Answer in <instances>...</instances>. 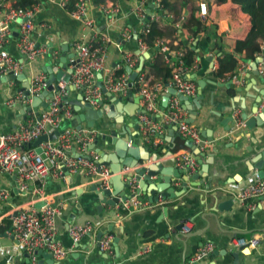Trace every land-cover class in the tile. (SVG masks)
I'll return each instance as SVG.
<instances>
[{
    "label": "crops",
    "instance_id": "0c3cea01",
    "mask_svg": "<svg viewBox=\"0 0 264 264\" xmlns=\"http://www.w3.org/2000/svg\"><path fill=\"white\" fill-rule=\"evenodd\" d=\"M107 1L117 7V14L113 17H108L109 15H105L101 9V5H104ZM136 1L92 0L89 17L93 19L95 32L98 34V37L106 36L110 40L107 49V65L110 70L116 73L124 71L121 74H126L124 66L120 70H117V67L121 65V53L123 50L129 51L130 48L134 47L133 38L135 34H137L138 37L142 30V23L131 13V9L136 6ZM201 4L206 6L205 17H202L199 13V5ZM176 6L177 12H179L177 18L170 15V13L166 14L167 16L165 15L159 21L161 29H166L170 25L181 27L182 23L187 22L188 18L192 15V12H195L196 17H199L206 22V26L214 27L216 30V36H212L210 40L202 39L200 41H194L193 38L189 37L187 34H181L176 37L185 45H190V49L196 54V58L193 59V65L187 67L188 70L184 75L185 78L195 83V97L198 96V82L203 84V93L206 94V99H204L202 103L203 105L207 104L208 106L202 108L194 122V125H196L200 132L202 141L205 144H208V147L201 151V153L204 154L202 160H211L210 157L207 156V153H209L213 146L226 145L235 142L240 139L242 136L241 133H244V139H241L240 143L235 144V149L221 151L218 155L239 157L243 152H240L238 148L240 146L246 147L249 144L247 139L254 134L262 140L259 145L257 144L258 148L259 146H263L264 125L256 130L248 131L244 127L243 122V125L240 127L242 128V131L238 132L233 130V125L228 122L229 120L227 121L225 120V117H220L222 114L221 112H225L230 107H233L235 101H238L237 105L242 104V106H244V104L248 103L251 105L253 103L251 97L253 98L261 93L264 87L259 79L252 75V67L249 62L244 63V60L239 63L235 70H226L221 75L217 74V60L220 53L218 49H216V44L218 47H222L223 52L232 53L235 43L243 40L251 28L249 16L241 11L240 6L237 5L234 0H225L222 3H216L214 0H200L197 2L195 1V4H190L186 0H182L180 3H177ZM144 10L149 15H155L157 13V10L150 4H145ZM34 21L38 26L42 24L46 25L45 27L37 29L33 36L36 44L46 50V55L39 60L38 65H36V70L45 73L47 78L50 73L53 74L54 77H57L61 72L67 71V67L65 65L60 67L59 63L62 46L69 45V52L67 55H72L73 43L80 38H90V31L84 29L81 23L72 18L67 11L51 2L43 1L41 11L36 15ZM173 21L175 22L172 23ZM122 29H126L130 32V40H126L121 36ZM11 31V41L6 48L11 57L19 59V54L16 48L18 27L12 25ZM164 41L167 43L165 39ZM262 47V54H264V44ZM197 52L201 53V56H198ZM54 53L57 54V57L55 58L52 56ZM147 53L149 54L150 59L153 56L154 51L148 49ZM257 59L260 60V57L258 56ZM147 60H145V63ZM163 67L166 68L165 66ZM31 70H33V68L24 71L22 75H24L26 79L22 81H7L6 77H0L1 132L15 131L18 129L19 125H26L35 118V112L33 109L29 111L20 104L11 107L6 106L5 104L8 98L12 97L18 91H21L24 85L29 84V79L32 75ZM132 91L137 96L136 91L134 89ZM163 95L160 96V106L161 109L165 111L166 108L162 107ZM66 97L67 104H64L63 106L64 109H69L71 115L70 117H65L64 113L62 114L63 118L59 126V131H81L86 136L94 133L96 134V138L98 135H108V132H104L101 128L102 121L95 122L93 128H88L85 122L81 123L82 128L80 130L73 128L71 126V121L78 114L75 111V108L80 105V102L77 101L78 92L76 90L69 91V93H66ZM122 99V104L127 107V114H132L133 110L137 108V105L132 103L130 99H128V96L123 97ZM43 102L44 100H42L38 106V114L44 109L41 105ZM102 102L103 105L108 108L107 115L110 116L107 118L104 117L103 120H105L107 125H113L114 119L111 116L119 117V113L122 110L121 106L119 103H114L112 98L105 95L102 97ZM212 106L220 112H214L211 108ZM263 110L264 107H262L260 103L258 113L255 116H262ZM186 112L189 119L188 111L186 110ZM136 113L139 121L138 111H136ZM235 114L240 115V112L236 111L233 113L232 118L234 120H236ZM212 115H214V117H212ZM212 119L215 122L212 127L214 129V142L209 143L204 138L203 133H207V125L212 123ZM262 120H264V117H262ZM222 121L223 123H220ZM238 124H240V121ZM124 126H131V120L129 117L124 118L123 120L121 126L122 135L125 134L123 131ZM226 129H230L231 132L226 133ZM139 133L140 137L138 139L136 133L133 131H130L129 135L127 134L128 136L125 137L132 138L130 142L131 145L134 143L138 145L140 156L145 154L143 148H147L150 155H158L159 159L156 163L168 161V151H170L173 156L184 150L190 149L186 145L187 142L183 141L170 126H166L161 133L146 140L140 131L139 123ZM92 144H90V151H92L98 158L96 151L91 149ZM33 145L34 144L26 147V149L35 148ZM181 145H183V147H181ZM100 150L106 154L114 152L112 148H108L104 145L101 146ZM195 152L196 151H194L193 154ZM145 165H153L152 160L150 159L145 162ZM214 166L215 165H209L207 173H202L200 171V166L198 165L196 173L202 174L203 177L206 174L207 176L205 178L202 177L205 179V182L201 179L197 184L193 183V185H199L198 183H201L196 187L190 186L192 185L190 178L194 176L195 173L191 175L183 174L180 178L174 179L171 187L175 192H179L182 190V185L184 183L183 179L188 178V190L180 197H176L173 200L170 198L164 200L161 198L160 193L157 192L155 197L159 198L156 202H152L154 205L158 204L156 207L144 210L130 209L127 212L123 208L125 203H118L114 208L104 206L102 214H99L98 211H96L93 204H88L84 209L82 206H80V209H76L75 205L78 203V198L76 196L64 197L68 192L70 194L72 189H82L84 192H88L92 189V186H86L87 181L81 176V174L77 173L75 175H69L70 184L69 180H67V173H64V175L60 177H49L44 187V192L48 198L47 200L61 208V214L56 220V239L67 251V256L61 261H56L52 259V257L51 259H48L47 257L44 259L42 255L34 253L30 256L24 252L23 249H17V244L10 231L11 221L8 214L11 213L14 208L28 207L31 195L30 192L26 194L19 193L16 189L15 177H0V186L10 192V198L0 206V261L1 259L6 258L5 256H8V264H47L49 260H51L53 264H186V260L195 253L196 249L202 243L207 241L211 242L213 243L215 250L218 251L226 250L227 252H237V250H234L231 246V241L237 239L236 237L238 235H251V237L259 239V245L255 249H249L252 251L250 257H242L243 264H264V201L258 199L252 202V204H238L225 192V187L227 186L220 182V177L215 175ZM106 167L109 169V166ZM132 169L133 168L130 167H124L120 171V174L125 175L126 173H130L133 171ZM166 170H169L168 175H166L169 179L171 174L170 171H172V169H167L165 167L163 171ZM218 174H220V171ZM250 174L249 178L246 176L241 184H245L248 180H251V176L256 174V172ZM206 181L210 184H207ZM151 182L152 183H149L148 187L145 186L148 192L151 189H155L154 184H162L161 177L159 176L152 178ZM32 188L33 186H30L29 189L31 190ZM223 203L229 204V211H215L217 207L221 206ZM34 206L39 207L41 206V203H37ZM165 208L169 209L170 222H176L186 214H193L195 218L191 221V231L186 235H182L180 231H175L174 233L169 232L167 235H164L159 239H151L154 236V233L148 231L145 234H141L142 228L138 226V231L136 230L134 232L132 240L129 238V235L125 233L121 236V239L117 244V249H114L113 247L114 236L111 233L113 240L111 244L112 249L109 253L97 251L96 237L92 238L91 236H87L77 243H74L68 235V228L73 224L91 222L101 226L111 224L114 226H130V218L134 213L142 214L149 211L150 215H154L159 210ZM95 212L96 214L92 215ZM122 212L124 213L122 214ZM26 254L29 256V263H26ZM46 254L48 253L46 252ZM220 260L221 257H218L217 261ZM209 263V258H207L199 264Z\"/></svg>",
    "mask_w": 264,
    "mask_h": 264
},
{
    "label": "built area",
    "instance_id": "2783aa9c",
    "mask_svg": "<svg viewBox=\"0 0 264 264\" xmlns=\"http://www.w3.org/2000/svg\"><path fill=\"white\" fill-rule=\"evenodd\" d=\"M11 0H0V77L9 74L13 76L22 75L25 70L33 68L27 89L28 96L23 91H18L5 102L6 106L16 104L30 107L33 98L39 96L48 87L47 77L42 71L36 70V65L41 58L46 55L45 48L38 46L34 40V33L37 29L46 25L38 26L34 19L41 11L42 3L51 2L57 4L66 11V7L73 6L70 16L78 20L84 29L90 31V38H80L72 45V57L70 63V81L63 80L53 85L51 97L48 99L47 109H43L39 114L34 113L33 121L26 125H19L18 129L12 132L0 131V177H15L16 189L19 193L30 192L28 207L14 208L8 214L13 236L17 249H23L28 255L32 256L35 251H45L52 259L61 261L67 256V251L56 239L57 226L56 220L60 216V206L48 201L44 192L46 181L49 177H60L81 174L86 179V186H92L96 191H104L110 188L109 180L111 174L106 166L98 163V158L90 151V144L94 143L96 134L88 136L81 131L64 130L59 131L62 114L70 117L69 109H64L63 98L66 97V87L72 85L81 94L82 103L89 104L94 109H100L103 93L98 86L99 83L107 93L118 97L128 96L130 90H135L140 98L139 114L140 131L146 140L166 127H174L175 132L183 141L192 142L193 148L184 150L172 156L174 165L177 169L183 170L186 174L196 173L197 162L193 159V152H201L208 147L201 137L196 125L188 122L186 110L182 107L179 99L173 95L168 101L166 110L160 106V96L167 93L169 88L176 93L186 97L196 96L195 83L185 78L188 70L184 62V55L181 51L173 52L169 49L164 39L156 40L157 46L165 55V65H171L173 60L175 67L168 83L147 78V71H138L139 57L128 50L121 53V65L137 72L135 81H131L130 74H117L108 68V45L110 40L106 36L98 37L95 32L93 19L89 17L92 0H33L31 6L26 10H21L11 4ZM147 0L136 1V6L131 9L142 23L141 33L148 29V18L150 22H159L162 17L159 13L149 15L145 12L144 6ZM156 4H161V0H155ZM117 7L107 1L101 5V9L108 17L117 14ZM163 9V5L160 6ZM199 13L202 17L206 16V6L201 4ZM166 15L167 13H163ZM167 16V15H166ZM18 27V37L16 42L19 59L11 57L7 51V45L11 41V26ZM139 34V35H140ZM121 36L130 40V32L126 29L121 30ZM137 46L141 53H147L149 49L137 38ZM54 58L57 54L52 55ZM261 64L258 74L264 82V54L259 55ZM191 69V68H190ZM116 70V71H117ZM264 107V99L261 102ZM238 118L239 114H235ZM240 126L243 123L239 124ZM59 131L56 138L40 144L37 148L26 149L34 144L41 136H49L53 131ZM251 180L245 184L229 185L225 187V192L230 195L238 204H252V202L264 197V178H259L258 174H253ZM249 178V177H248ZM30 186L33 188L30 190ZM10 198V192L0 186V206ZM41 203V206L34 205ZM160 205V204H159ZM153 203L144 200L138 201L131 199L125 202L123 208L128 212L130 209L144 210L156 207ZM250 206V205H249ZM102 226L96 223L87 222L84 224H73L68 228V235L72 242L77 243L82 238L91 236L95 238ZM192 229V222L185 221L180 227L182 235L188 234ZM113 236L105 233L99 242L100 251L109 253L112 249ZM259 245L256 237L234 239L231 246L234 250L243 247L255 249ZM147 250V249H144ZM215 250L213 243H202L187 260L186 264H199L205 261Z\"/></svg>",
    "mask_w": 264,
    "mask_h": 264
},
{
    "label": "water",
    "instance_id": "95a60500",
    "mask_svg": "<svg viewBox=\"0 0 264 264\" xmlns=\"http://www.w3.org/2000/svg\"><path fill=\"white\" fill-rule=\"evenodd\" d=\"M137 34H135L133 40H134V47L130 48L129 51L136 56L139 57V64H138V71H141L144 67L145 60L149 59L148 53H141L138 46H137ZM69 52V45L62 46V53L61 58L59 59L60 67L65 65L67 67L66 72H61L57 77H54L53 74L50 73L49 77L47 78V89L43 91L39 96L33 98L32 103L30 107L27 109L30 111L31 109L34 110L36 114H38V106L44 100V102L41 104L44 109L48 108L47 102L48 99L51 97V92L53 90V85L57 84L59 81L63 80L64 82L68 83L70 81V63L68 60L72 57V55H67ZM198 56H201V53L197 52ZM68 62V63H67ZM249 62V64L252 67V75L256 76L261 84L264 86V82L261 79V77L258 74V66L260 65V60H255L254 62L251 61H243ZM264 63V62H263ZM126 73L130 74L131 81H135L137 77V72L132 71L129 68H125ZM7 81H22L26 79L24 75H18L13 76L12 74H9L6 76ZM198 96L195 97H186L181 94H178L175 92L174 89L169 88L167 93L163 95L162 99V107L166 108L168 105V101L171 96L175 95L182 107L188 111L189 119L188 122L191 124H194V122L197 119L198 113L202 110V108L207 107V104L202 103L204 99H206V94L203 93V84L198 82ZM100 87L101 92L109 97L112 98L114 103H119L121 106V112L119 113V117L111 116L114 119L113 125H107L105 123V120L103 118L110 117L107 115L108 108L103 105V102H100L101 108L100 109H94L89 104L82 103V97L81 94L78 93L77 101L80 102V105L75 108V111L78 113L71 121V126L77 130H80L81 123L85 122L88 128H93L95 122H101V128L104 130V132H108V135H98L94 143L91 145V149H94L98 155V163L103 166H109L111 178L109 180L110 188L108 190L104 191H96L94 187L88 192H84L82 189H72V191L69 192L64 196H76L78 198V203L75 205L76 209H80V206L83 207V209L88 204H93L95 206L96 211H98L99 214H102L104 211V206L108 207H116L118 203H125L128 200L131 199H137L138 201H143L147 199L149 202H156L159 197H155V194L157 192L160 193L161 198L164 200L171 199L173 200L176 197H180L188 190L187 184H188V178L183 179L184 183L182 185V190L179 192H175L174 189L171 187V184L173 183L174 179L180 178L181 175H185L186 172L183 170H179L175 168L174 160L171 159L172 153L168 151L167 155L169 157L168 161H163L156 163L159 159L158 155H150L147 148H143L144 155H139V149L138 145L135 143L131 145L132 138H128L125 136H128L130 131H133L137 135V139L140 137L139 133V121L137 118V113H141V109L139 107L140 98L136 96L132 90L128 92V99L135 105H137V108L133 110L132 114H127V107H125L124 104H122L123 99L121 97H115L114 95L107 93L105 89L101 86L99 83L98 85ZM29 87V84L24 85L21 89V91L24 92L26 96H28L27 89ZM66 92L69 93V91H74V87L72 85H68L66 87ZM242 91V90H241ZM253 99V103L250 105L242 104L237 105L238 101H235L233 104V107H230L227 111L221 112L220 115L221 118H226L225 120H229V123H232L233 130L235 131H242L241 126L238 124L244 122V127L248 131L256 130L257 128H260L264 125V120H262V117H264V110L262 112V116H255L258 113V108L261 103V101L264 99V87L261 93L257 94L255 97H251ZM64 104H67V97L63 98ZM210 102V101H209ZM214 112H220L214 108V106L211 107ZM112 110V109H110ZM239 111L240 115L236 120L232 118V115L234 112ZM129 117L131 120V126H124L123 131L125 134L122 135L121 126L123 124L124 118ZM214 117V115H212ZM212 123H209L207 125V133L204 132V138L209 142H214L213 137V131L212 128L215 124L213 119L211 120ZM220 123H223L220 122ZM238 124V125H237ZM130 128V129H129ZM173 131H175L174 127H171ZM230 129H226V133H230ZM59 134V131H53L49 136H41L34 142V147L36 148V152L40 153L41 150L37 148L40 144L47 142L48 140L53 141L56 136ZM128 134V135H127ZM172 135V133H171ZM241 137L239 140L232 142L230 144L226 145H218L213 146L212 149L207 153V156L210 157L211 160L209 161H203L202 158L204 154H202L199 151H196L193 154V159L197 162V164L200 166V171L202 173H207L208 166L209 165H215V175L220 177V182L224 183L226 186L233 185V184H241L243 179L246 176H250L252 172H256L259 176V178H264V145L259 146L260 142H262L261 138L256 136L255 134L250 136L247 139V142L249 144L246 147L240 146L238 150L240 152H243L242 155L239 157H229L227 155H218L221 151H230L235 149L236 145L240 143L241 139H244V133H241ZM262 137V136H261ZM258 144V145H257ZM104 145L108 148L113 149V153L106 154L105 152L101 151V146ZM188 148H193L192 142H187ZM99 146V147H98ZM98 147V148H97ZM90 148V147H89ZM170 150V148H169ZM259 150V151H258ZM258 151V152H257ZM152 160L153 165H145V162ZM124 167H130L133 168L132 172L126 173L125 175H121L120 171ZM170 168L172 171H170V176L168 179V172L169 170L163 171L164 168ZM220 171V174L218 172ZM249 174V175H248ZM187 175V174H186ZM67 176V180H69L70 184V176ZM161 177L162 184L155 185V189H151L149 192L147 191V188L149 186V183H152V178L155 177ZM207 174L203 177L200 173H195L194 176L190 178L193 187L199 186L201 183H198L199 185H193V183L197 184L201 179L205 182V178ZM203 177V178H202ZM212 179V178H211ZM207 184H210L208 181H206ZM16 191V190H15ZM144 194V195H143ZM261 201H264V197L261 198ZM122 206V205H121ZM264 209V208H263ZM219 212H226L229 211V204L223 203L221 206L217 207L215 211ZM213 211L214 213H216ZM150 212L147 211L145 213H134L130 218V226H114V225H103L100 228V231L98 232L96 236V249L97 251H100L99 242L102 238V235L110 232L114 236L113 240V247L114 249H117V244L121 239V236L125 233L129 235V238L132 240V235L137 230L138 226L142 228L141 234H145L148 231H151L154 233V236L151 239H159L163 237L164 235H167L169 232L174 233L175 231H180V227L185 221H193L194 215L193 214H186L183 216V218L179 219L176 222H170L169 219V209L165 208L162 210H159L154 215H150ZM96 214L93 213L92 215ZM152 216V217H150ZM138 231V230H137ZM237 239L241 238H251V235H238L236 237ZM38 255H42L45 259L46 257L48 259H51V256L49 254H46V252L43 251H36ZM252 255V251L249 250L248 247L240 248L237 252H227L226 250H214L209 256V264H243L242 257H250ZM6 258L1 259L0 264H8L9 257L5 256ZM221 257L220 261H217V258ZM26 263H29V256L26 254ZM47 264H53L51 260L47 262Z\"/></svg>",
    "mask_w": 264,
    "mask_h": 264
},
{
    "label": "trees",
    "instance_id": "16d2710c",
    "mask_svg": "<svg viewBox=\"0 0 264 264\" xmlns=\"http://www.w3.org/2000/svg\"><path fill=\"white\" fill-rule=\"evenodd\" d=\"M136 1V0H134ZM140 1V0H137ZM182 0H161L163 9L160 8L161 4H156L155 0H147V5H153V8L157 10V13L161 17H164L165 13H170L175 18L179 12H177V3ZM190 4L200 0H186ZM216 3H222L225 0H214ZM11 4L18 7L21 10L28 9L33 0H11ZM234 2L240 6L241 11L248 15L250 18L251 28L247 33L246 37L237 41L234 45L233 52H223L222 47L216 44L220 56L217 60V74L221 75L226 70H235L242 60L255 61L259 55L263 53L264 44V0H234ZM200 7V5H199ZM68 13L73 11V6L69 5L66 7ZM173 21L172 23H174ZM148 29L145 33L139 35V40L144 43L149 49L154 51L153 56L146 61L143 67V71H147V78L155 81H160L163 84L168 83V78L171 76L173 66L165 65V55L160 49L155 46L156 40L165 39L169 49L173 52L181 51L184 55V62L187 67L193 65V59L196 58V54L190 49V45H185L182 41H179L176 37L181 34H187L192 37L195 41L202 39L210 40L212 36L216 34L214 27L206 26V22L201 18L195 16V12L188 18L187 22L182 23L181 27H175L173 25L168 26L166 29H161L159 22H150L148 18ZM216 36V35H215ZM177 39V40H175ZM220 39V38H219ZM165 66L166 68H164ZM125 70V69H123ZM121 70V71H123ZM124 72V71H123ZM121 72V73H123ZM120 71L117 74H121ZM180 139V138H179ZM182 141V140H181ZM183 143V142H182ZM183 147V145H181ZM124 212H122L123 214Z\"/></svg>",
    "mask_w": 264,
    "mask_h": 264
}]
</instances>
